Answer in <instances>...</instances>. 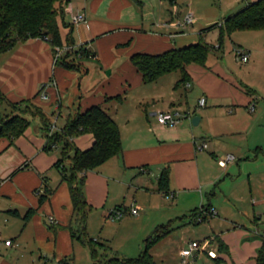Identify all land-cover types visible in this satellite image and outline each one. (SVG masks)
<instances>
[{
    "label": "crops",
    "instance_id": "1",
    "mask_svg": "<svg viewBox=\"0 0 264 264\" xmlns=\"http://www.w3.org/2000/svg\"><path fill=\"white\" fill-rule=\"evenodd\" d=\"M138 1L140 5L132 0H71L65 6V23L58 20L64 43L71 29L75 51L83 46L90 52L88 58L72 54L70 60L77 58L82 65L80 70L57 66V55L47 39H29L1 54L0 109L6 106L8 110L11 103L33 100L52 123L53 132H57L65 127L70 116L102 106L120 128L123 152L87 174L85 194L92 211H101L109 218L113 210L120 208L124 214L128 211L132 214L134 207L138 210L136 216L143 210L162 213L165 217L157 222L159 225L169 223L172 227L175 222L176 225L180 222L181 227L196 225L193 235L185 228L183 236L187 238L183 237V248L175 253L181 258V252L191 242L198 243L202 252L190 258V264H256L264 239V232L259 229V224L264 223V124L261 122L264 112L254 105L258 100L255 84L233 72L218 57L211 59L210 54L206 66L187 68L186 92L197 96L198 107L200 100L206 98V105L200 111L193 110L188 97L177 90L181 73L177 80L168 79L171 73L155 83L144 84L131 57L136 53L157 55L184 48L195 34L207 42L219 29L202 34L203 30L258 0H221L219 7L212 5L211 0ZM77 13L84 14L87 22L74 25L71 16ZM189 14H193L195 23L185 26L183 22ZM214 21L219 22L211 24ZM193 25L195 32L189 27ZM238 50L249 55L245 62L249 63L251 50ZM89 61L95 62L96 70L110 69L111 74L83 91L80 81L89 74L86 66ZM78 85L80 90L76 89L73 95ZM144 85H153L150 90L155 92L144 96L138 115L119 110L124 101L109 100L125 94L132 86ZM43 95L47 98L42 99ZM25 110L26 106L21 105L17 113ZM46 110L55 111L54 121ZM161 111L181 112L186 120L173 128L162 126L156 117ZM41 116L27 112L31 125L24 134L0 140V241H13L12 246L0 248V264H24L15 260L16 257L26 261L44 258L47 264H61L76 252V240L69 229L74 224L70 188L54 167L61 158V148L45 150L47 139ZM192 117H200L197 126L201 129H194V124L191 127ZM94 142L92 134L74 140L82 151L90 149ZM205 144L207 148L201 149ZM210 149L218 166L227 155H234L236 161L226 168L220 166L225 171L213 173L205 154ZM166 167L171 171L168 196L158 191V178ZM239 175L247 176L249 184L254 186L248 198L233 188L241 180ZM221 180L228 183L227 191L217 188ZM45 187L53 193L40 205L39 194ZM123 188L134 195L121 200L119 192ZM171 200H174L172 204L166 203ZM207 206L216 215L201 214V223H196V217L190 219L195 212L199 216ZM31 209L35 212L25 221ZM251 213L256 228H247L242 222ZM123 219L124 215L119 220L125 222ZM210 252L216 257H210ZM175 261L172 264H177Z\"/></svg>",
    "mask_w": 264,
    "mask_h": 264
},
{
    "label": "trees",
    "instance_id": "2",
    "mask_svg": "<svg viewBox=\"0 0 264 264\" xmlns=\"http://www.w3.org/2000/svg\"><path fill=\"white\" fill-rule=\"evenodd\" d=\"M70 1L0 0V55L13 50L19 43L29 39H47L57 55V66H63L68 70H80L82 65L77 62V58L70 60L72 54L75 53L77 57L88 58L90 52L83 46L75 51L71 29L64 43L58 23L59 19L64 21L65 6ZM132 1L137 5L141 4L138 0ZM216 28L219 29L217 45H211L200 38L197 44L173 49L162 54L136 53L132 55L131 62L142 76L144 84L155 83L168 74L180 72L181 80L177 85H187L189 82L187 68L191 65L206 66L210 54L223 50L227 37L238 31L264 30V0L247 3L239 12L201 33ZM127 45L129 43L120 45V47ZM124 95L120 94L114 98H109V100L123 103ZM21 105H25L26 110L17 113ZM10 106L12 108L10 115L3 116L0 114V140L17 138L24 134L31 125V119L27 117V112L30 111L33 116L36 113L42 115L41 108L37 107L33 100L11 103ZM32 108H36L38 111L34 113L31 111ZM40 118L43 122L42 131L47 139L45 150L51 152L57 147L61 148V158L54 167L59 171L62 182L67 183L70 188L74 205V224L69 227L72 238L92 248V264H158L150 254V249L169 234L171 224L158 228L145 241V250L136 259L114 256L106 260H99L96 250L93 248L94 244L104 247L107 251H112V249L106 243L91 239L87 233L88 216L93 207L88 204L85 194L86 176L89 172L97 170L112 158L122 154V136L117 122L102 106H93L85 112L79 111L75 116H70L65 127L57 132H53L52 123L47 121L44 115ZM85 134H92L95 142L90 149L82 151L75 145L74 140ZM170 181L171 171L169 167H166L158 178V191L164 196L171 193ZM52 193L53 191L45 187V190L39 194V204L42 205L48 200ZM210 209L211 207L207 206L203 210L206 212ZM34 212V209L29 210L24 220L28 221ZM196 214L195 212L190 219L194 217L197 219ZM255 261L256 264H264V239ZM61 264H69V260L63 259Z\"/></svg>",
    "mask_w": 264,
    "mask_h": 264
},
{
    "label": "rangeland",
    "instance_id": "3",
    "mask_svg": "<svg viewBox=\"0 0 264 264\" xmlns=\"http://www.w3.org/2000/svg\"><path fill=\"white\" fill-rule=\"evenodd\" d=\"M169 0H167L168 2ZM212 5L219 7L221 5V0H211ZM169 3V2H168ZM241 7L243 8V4L241 3ZM211 3L209 2V6ZM168 7L170 5L168 4ZM211 8V6H210ZM182 10H184V7L182 6ZM242 9H237L234 13H230V15L235 14L236 12H239ZM218 15V13H217ZM169 16V15H168ZM229 16V15H226ZM219 20V19H218ZM222 20V19H221ZM220 21V20H219ZM214 21L215 24L216 22ZM190 29H193L192 31H196V26H189ZM219 32L215 31L214 36H210L207 38V42L211 45H217L218 39H219ZM213 37V39H212ZM199 42L198 35L195 34V37L193 38V41H189V45L197 44ZM188 45V46H189ZM180 47V46H179ZM238 48L251 50L252 57L250 59L249 63H245L243 61L237 60V51ZM219 58L220 61L223 60L224 64L229 66L233 72L238 74L239 76H244L246 79L251 81L255 84V88L257 90V96L258 100L255 101L254 105L261 109V111L264 112V30L259 31H238L234 32L231 36L227 37L224 42V48L221 51H217L216 53L211 54V59ZM222 62V63H223ZM95 62L89 61L86 62V66H88L89 74L85 75L80 83L82 82L81 88L83 91L87 90V88L90 85H94L98 83V81L101 78H109V71L110 69L105 70L103 72L96 70V64ZM180 78V72H174L171 76H168V79L177 80L176 77ZM167 79V78H166ZM167 81V80H166ZM79 83V81H78ZM176 84V83H175ZM174 84V86H175ZM128 86V85H127ZM126 86V87H127ZM151 87H154L153 85L148 86H142V87H134L132 86L131 89H128V92L124 95V104L122 108H119V110L125 111V113L132 114V115H138V113L141 111V106L143 104V98L144 96H149V93L154 94L155 91H151ZM128 88V87H127ZM130 88V87H129ZM76 89L79 91V85L76 86L75 90L73 91L76 93ZM159 88L156 87V91ZM178 93L183 94L184 97H188L189 105L194 109L201 110L200 107H198V99L197 96L192 94L191 92H186L188 89H185L184 85H180L178 87ZM185 99V98H184ZM6 108V106H5ZM5 108L0 109V114L3 116H7L11 114V108L6 110ZM186 108V106H185ZM7 111V113H6ZM32 112H37L38 110L36 108L31 109ZM48 112V117L54 121L53 116V110H46ZM189 114H193L192 112H188ZM252 115V114H250ZM193 116V115H192ZM194 117L190 119V125L193 127V120ZM185 118L181 121V123L185 122ZM264 124V116L263 120L261 121ZM177 126H180L177 125ZM173 128V127H172ZM199 128V126H195L194 129ZM201 129V128H199ZM215 140V139H214ZM211 149L205 151V154L207 155V160L209 161V166H211L212 172L216 173L218 170L225 171L224 169L220 168L218 166L217 161L214 159V157L211 155ZM264 155V154H262ZM253 155L251 159H253ZM241 160L244 162V158H241ZM214 162V163H213ZM208 163V162H207ZM216 164V166L214 165ZM217 167V168H215ZM236 167V164H235ZM225 173V172H224ZM241 177V175H239ZM228 179H231L228 177ZM231 181V180H230ZM225 181L221 180L217 183V188H223L227 191V185L228 183H225ZM237 184H233L234 190L239 194L243 195L245 197H249L251 193V189L254 188V186H251L249 184L248 178L241 177V180L236 182ZM254 185V184H253ZM232 186V185H231ZM134 192H127V189H122L121 192H119V198L122 200L123 198L130 199L134 194ZM174 200L166 201L167 204H172ZM114 211V210H113ZM109 215V214H108ZM165 216L162 215V213L159 212H153V211H141L139 216H134L129 211L124 214V219L121 222L119 219H113L111 217L105 218L103 213L101 211H92L89 213L88 216V223H87V233L91 239L94 240H100L102 243H106L112 251H107L104 247H101L99 245L94 244L93 248L96 250V254L98 259L106 260L108 258L118 256V257H124L128 259H136L138 258L142 252L145 250V241L152 236L158 228L161 226H169V223H166L165 225H159L162 218ZM108 221V222H107ZM254 216L253 213L248 215L247 217H244L242 219V222L245 223V226L247 228L254 227L256 228V225L253 223ZM157 225H156V224ZM180 223V222H179ZM176 225V222L172 224L171 231L167 235L166 238L163 240L161 239L156 244H154L150 249V254L154 257V260L158 264H172L174 260L177 264L180 263L181 258L175 256V253H177L178 249L183 248V237L187 238L185 235V228L188 229V231H191V235H193L194 230L198 228L196 225L189 224L188 226H179ZM155 224V225H154ZM259 229H261L264 232V223L259 224ZM195 239V237H193ZM103 240V241H102ZM107 240V241H104ZM177 255V254H176ZM15 260L18 262H23L24 264H46V259H37L36 261H32L27 259L24 260L22 257H16ZM172 260V262L170 261ZM93 262V256H92V248L89 245H84L82 242L76 240V252L75 255L69 260V264H92ZM53 264V263H48Z\"/></svg>",
    "mask_w": 264,
    "mask_h": 264
},
{
    "label": "built area",
    "instance_id": "4",
    "mask_svg": "<svg viewBox=\"0 0 264 264\" xmlns=\"http://www.w3.org/2000/svg\"><path fill=\"white\" fill-rule=\"evenodd\" d=\"M71 21L74 25H79L81 23L87 22L85 15L80 14V13H77L76 15H72ZM194 23H195V18L193 14H189L184 19L183 25L188 26ZM58 51H60V49H58ZM236 56H237L238 61L247 62L249 60V55L245 54L242 51H238ZM46 98L47 97L45 95L42 96V99H46ZM199 105L200 107L205 106L206 98H202L199 102ZM253 111H254V107L251 108V112ZM156 117L160 125L167 126V127H176L177 125L181 123L183 118H185V115H183L181 112H178V111H166V112L161 111L156 114ZM206 148H207L206 144L201 147V149H206ZM235 161H236V157L234 155H227L223 160L220 161V166L223 168H226L228 164L234 163ZM131 212L135 216L138 215V210L135 209L134 207L131 209ZM201 214H207V215L214 216L216 215V212L212 208L206 212L202 209L200 215L196 219V223H201L203 221ZM123 215L124 213L122 210H114L109 214V217L113 219H121ZM50 222L53 223V220L51 219ZM3 245L10 247L13 245V241L11 240L0 241V248ZM201 252H202L201 246L196 242H191L188 248L181 252L180 264H190L189 259L193 258L197 253H201ZM209 256L212 258L216 257L215 254H213L212 252L209 253Z\"/></svg>",
    "mask_w": 264,
    "mask_h": 264
},
{
    "label": "water",
    "instance_id": "5",
    "mask_svg": "<svg viewBox=\"0 0 264 264\" xmlns=\"http://www.w3.org/2000/svg\"><path fill=\"white\" fill-rule=\"evenodd\" d=\"M109 75L111 74V71L108 73ZM193 124L197 126L200 123V117H194L192 120Z\"/></svg>",
    "mask_w": 264,
    "mask_h": 264
}]
</instances>
